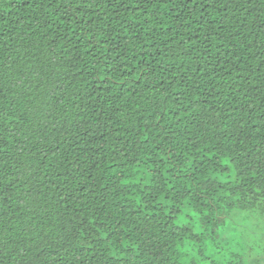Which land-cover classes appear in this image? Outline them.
<instances>
[{"label": "trees", "instance_id": "trees-1", "mask_svg": "<svg viewBox=\"0 0 264 264\" xmlns=\"http://www.w3.org/2000/svg\"><path fill=\"white\" fill-rule=\"evenodd\" d=\"M249 221L264 0H0V264H264Z\"/></svg>", "mask_w": 264, "mask_h": 264}, {"label": "rangeland", "instance_id": "rangeland-1", "mask_svg": "<svg viewBox=\"0 0 264 264\" xmlns=\"http://www.w3.org/2000/svg\"><path fill=\"white\" fill-rule=\"evenodd\" d=\"M242 229L244 231V238L242 242L247 243L249 247H252L254 250V256H261L263 254V245L262 242V230H257L252 227V223L249 221L246 224H242Z\"/></svg>", "mask_w": 264, "mask_h": 264}]
</instances>
